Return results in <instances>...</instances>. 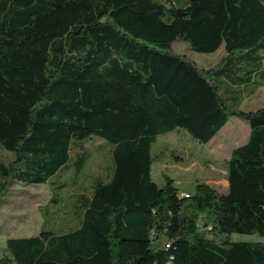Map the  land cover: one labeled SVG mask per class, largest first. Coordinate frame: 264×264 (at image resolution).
Masks as SVG:
<instances>
[{"label":"trees","instance_id":"16d2710c","mask_svg":"<svg viewBox=\"0 0 264 264\" xmlns=\"http://www.w3.org/2000/svg\"><path fill=\"white\" fill-rule=\"evenodd\" d=\"M179 42L224 56L202 69ZM263 85L264 0H0V200L16 182L74 200V225L7 238L0 264H264V244L229 240L264 238V105L240 107ZM230 117L249 135L224 193L152 179L158 136L206 144ZM93 136L109 165L87 189Z\"/></svg>","mask_w":264,"mask_h":264},{"label":"rangeland","instance_id":"374dc122","mask_svg":"<svg viewBox=\"0 0 264 264\" xmlns=\"http://www.w3.org/2000/svg\"><path fill=\"white\" fill-rule=\"evenodd\" d=\"M172 49L176 53H181L191 59L198 67L202 69H208L212 66H216L220 60L221 54L217 51L214 54H200L197 52L190 51L188 45L186 43H175L172 46ZM222 58V57H221ZM244 109H252L255 110L257 107H261L264 105V87L261 88L256 95L251 98L245 99L244 101ZM250 106V108L246 107ZM232 120H241L238 117H232ZM242 121V120H241ZM240 121V122H241ZM245 121H243L244 123ZM239 131V128H237ZM236 130V131H237ZM181 132H174L172 135L167 134L165 136H161L163 139L161 143L170 144L176 147H173L176 151L182 152L184 157L179 160H175L174 158H170L168 156V150L164 149L163 153H160L156 156H166L167 158L162 159V162H168L164 167V170L168 169L177 174L186 173L184 171L185 168L189 167L190 174H203V177H206L209 181H214V185L212 186L217 191L224 193L226 191V176H224L221 171L225 169V163L227 161L229 155V149L239 145L243 142L242 138H235L231 140V144L228 145L226 151L221 154L216 159L209 158L211 165L216 166V170L218 174L214 176L213 179L210 178L212 176V172L210 171V166L208 167V159L207 163L205 160L198 161V165L191 166L190 160L191 157H185L188 149L191 148L188 142L182 139ZM246 135V133H245ZM243 135V136H245ZM171 136V137H170ZM164 138H168V140H164ZM170 138V139H169ZM177 140H183L182 142L175 143ZM167 142V143H166ZM171 142V143H170ZM85 147H87V153L90 160L87 163L85 168V173L81 177L80 183L82 188H89L92 178L95 177H104L107 173V168L109 165V147L110 144L102 138L93 136L88 142L84 143ZM162 146V145H161ZM155 149V148H154ZM159 149L154 150V152ZM166 150V151H165ZM7 153L0 151V158L6 156ZM158 158L153 163V170L157 174L160 172V167L157 165ZM180 161L181 163H178ZM205 162V163H203ZM156 163V164H155ZM206 166L203 169H199V166ZM177 166L179 168H177ZM181 168V169H180ZM162 171V170H161ZM215 172V171H214ZM159 174V173H158ZM167 175L165 172L161 174V179L163 181V176ZM211 179V180H210ZM193 192L190 190H180V194L188 195ZM72 189L65 188L62 192L63 195V205H55V209L46 208L49 204L50 199V191L49 188L45 185H23L19 183H12L9 187V191L7 194L0 200V255L2 250L5 247V240L9 237H27L37 235L40 229L43 231H49L54 234H58L61 231H65L70 228L73 224L71 217L69 215L71 211V204L74 201L71 198H68L70 194H72ZM209 237H211L209 235ZM230 241H244V242H261L264 244V238L259 235H241V234H231L229 236ZM1 257V256H0Z\"/></svg>","mask_w":264,"mask_h":264},{"label":"crops","instance_id":"0c3cea01","mask_svg":"<svg viewBox=\"0 0 264 264\" xmlns=\"http://www.w3.org/2000/svg\"><path fill=\"white\" fill-rule=\"evenodd\" d=\"M214 54V53H213ZM219 54H221L222 56H220V59L221 57L224 56V50L223 49H220L219 50ZM211 67L212 64H211ZM264 85L262 87H260L259 89L256 90V92L251 95L250 97H243L242 100H241V103H240V107L242 109H244L243 106L244 105V101L245 99H248V98H251L253 97L254 95L257 94V92L263 88ZM248 107V106H246ZM250 108V106L248 107ZM259 108V107H257ZM241 120H232V117H230L226 124L217 132V134L206 144H201L199 143L196 139H194L193 137H191L189 134L185 133L184 131L182 130H175L173 132H169L167 134H170L171 135L174 133V132H181L182 134H185L182 136V139H184L185 141L183 140H177L175 143H178V142H188L190 144V147L187 151V153L185 154V157H191L190 160H193L191 162V166H195V165H198V161H203L205 160V162L207 163V159L209 160V158L211 159H216L218 158L219 156H221V154H223L228 145H230L231 143V140L232 139H235V138H242L243 139V142L240 143L239 145H236L232 148L229 149V155H228V158L230 157V154H231V151L238 147V146H241L243 145L244 143H246L247 139H248V135H249V126L246 122L243 123V120L240 122ZM237 128H239V131L237 130ZM237 130V131H236ZM246 133V135H245ZM167 134H164V135H160L157 137L155 143L151 146V153L152 155H159L160 153H163L164 149H170L168 150V156L170 158H174L175 160H179V158L181 159L182 157H184L183 153L184 151H181V152H178L176 151L173 147H176L175 144L174 145H170V144H161V143H165V142H161L163 139L161 138V136H165ZM245 135V136H243ZM171 137V136H170ZM170 139V138H169ZM164 140H168V138H164ZM167 143V142H166ZM171 143V142H170ZM162 145V146H161ZM155 148V149H154ZM156 149H159L157 152L154 150ZM165 150V151H166ZM167 158L166 156L163 155L159 157V161H157V165H159L160 167V172H158L157 174L155 173V171L153 170V166H152V169H151V175H152V179L159 185L162 184V179H161V174L163 172H165L170 178H172V180L174 181V184L175 186L177 187V189L179 190H194V187L199 184V183H205V184H208L210 186H213L214 185V181H209L207 180L206 177H203L202 175L203 174H190V168L187 167L184 169V171L186 173H183V174H177V173H174L172 171H170L169 169L167 171L164 170V167L167 165L168 162H165L163 161L162 162V159H165ZM227 158V160H228ZM183 159V158H182ZM203 162V163H205ZM211 162L212 161H208V167L211 165ZM155 163V164H156ZM178 163H181L180 161H178ZM206 166V164L204 166H199V169H203L204 167ZM216 166L213 167V165L210 166V171H213L212 172V176H210L211 179H213L214 176H217L216 174H218L216 168ZM177 168H179L177 166ZM181 169V168H180ZM162 170V171H161ZM215 171V172H214ZM221 173L226 176V169H224L223 171H221ZM68 176V175H67ZM66 179H69L68 177H66ZM210 179V180H211ZM226 183V188L228 186V183H227V180L225 181Z\"/></svg>","mask_w":264,"mask_h":264},{"label":"built area","instance_id":"2783aa9c","mask_svg":"<svg viewBox=\"0 0 264 264\" xmlns=\"http://www.w3.org/2000/svg\"><path fill=\"white\" fill-rule=\"evenodd\" d=\"M181 196H183V197H187L188 195H183V194H181Z\"/></svg>","mask_w":264,"mask_h":264}]
</instances>
